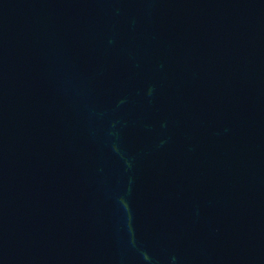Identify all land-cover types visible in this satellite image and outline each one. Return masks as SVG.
I'll list each match as a JSON object with an SVG mask.
<instances>
[{"label": "water", "instance_id": "obj_1", "mask_svg": "<svg viewBox=\"0 0 264 264\" xmlns=\"http://www.w3.org/2000/svg\"><path fill=\"white\" fill-rule=\"evenodd\" d=\"M0 264H264V0H0Z\"/></svg>", "mask_w": 264, "mask_h": 264}]
</instances>
